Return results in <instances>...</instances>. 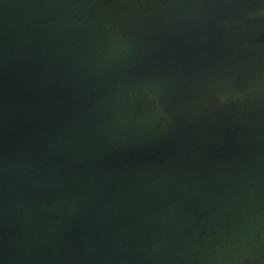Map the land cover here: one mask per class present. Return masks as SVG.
Wrapping results in <instances>:
<instances>
[{
	"label": "water",
	"instance_id": "water-1",
	"mask_svg": "<svg viewBox=\"0 0 264 264\" xmlns=\"http://www.w3.org/2000/svg\"><path fill=\"white\" fill-rule=\"evenodd\" d=\"M0 264H264V0H0Z\"/></svg>",
	"mask_w": 264,
	"mask_h": 264
}]
</instances>
